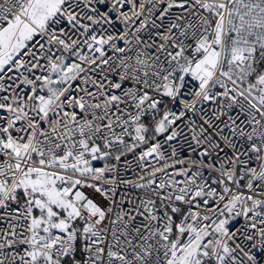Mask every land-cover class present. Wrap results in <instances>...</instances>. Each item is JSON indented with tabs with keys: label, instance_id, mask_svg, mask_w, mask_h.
<instances>
[{
	"label": "snow or ice",
	"instance_id": "6c2138e0",
	"mask_svg": "<svg viewBox=\"0 0 264 264\" xmlns=\"http://www.w3.org/2000/svg\"><path fill=\"white\" fill-rule=\"evenodd\" d=\"M0 264H264V0H0Z\"/></svg>",
	"mask_w": 264,
	"mask_h": 264
}]
</instances>
